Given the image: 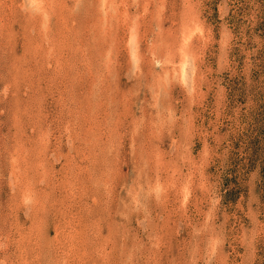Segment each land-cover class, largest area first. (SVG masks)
<instances>
[{
  "label": "rangeland",
  "instance_id": "374dc122",
  "mask_svg": "<svg viewBox=\"0 0 264 264\" xmlns=\"http://www.w3.org/2000/svg\"><path fill=\"white\" fill-rule=\"evenodd\" d=\"M0 264H264V0H0Z\"/></svg>",
  "mask_w": 264,
  "mask_h": 264
},
{
  "label": "bare ground",
  "instance_id": "6f19581e",
  "mask_svg": "<svg viewBox=\"0 0 264 264\" xmlns=\"http://www.w3.org/2000/svg\"><path fill=\"white\" fill-rule=\"evenodd\" d=\"M35 1V0H34ZM104 12H105V10H104ZM131 24V23H130ZM184 35H186V34H184ZM135 43V42H134ZM185 43V42H184ZM186 46V45H185ZM136 48V47H135ZM186 51V50H185ZM189 53V52H188ZM181 55V54H180ZM189 55V54H188ZM187 57V55L186 54H183V58H184V60H183V58H182V62H181V64H178V65H180L179 66V68H178V70H179V78H183L184 76H185V58ZM181 60V59H180ZM188 63V62H187ZM191 70H193V69H191ZM171 71V70H170ZM178 73V72H177ZM193 75V74H192ZM192 79V78H191ZM183 81V80H182ZM184 82V81H183ZM181 84V83H180ZM46 97V96H45ZM22 108V107H21Z\"/></svg>",
  "mask_w": 264,
  "mask_h": 264
}]
</instances>
